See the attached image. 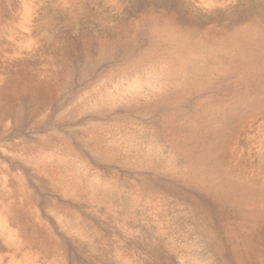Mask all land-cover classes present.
I'll list each match as a JSON object with an SVG mask.
<instances>
[{"label":"rangeland","instance_id":"374dc122","mask_svg":"<svg viewBox=\"0 0 264 264\" xmlns=\"http://www.w3.org/2000/svg\"><path fill=\"white\" fill-rule=\"evenodd\" d=\"M168 15L264 28V0H0V264H147L149 249L202 264L165 190L172 154L144 134L152 89L120 70ZM248 136L240 150L264 184V118ZM254 211L252 264H264V196Z\"/></svg>","mask_w":264,"mask_h":264},{"label":"bare ground","instance_id":"6f19581e","mask_svg":"<svg viewBox=\"0 0 264 264\" xmlns=\"http://www.w3.org/2000/svg\"><path fill=\"white\" fill-rule=\"evenodd\" d=\"M144 37L143 53L120 70L141 73L144 88L152 89L154 104L145 114L156 120L144 134L162 139L172 154L163 169L177 183L165 190L184 206L178 216L195 237L188 248L202 264H252L254 208L264 184L260 164L240 150V136L249 144L250 129L264 118V28L256 19L214 26L168 15L152 21ZM145 253L147 264L171 261Z\"/></svg>","mask_w":264,"mask_h":264}]
</instances>
